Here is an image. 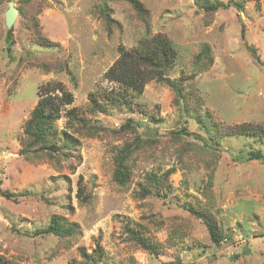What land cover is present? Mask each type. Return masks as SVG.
Listing matches in <instances>:
<instances>
[{"label": "rangeland", "instance_id": "374dc122", "mask_svg": "<svg viewBox=\"0 0 264 264\" xmlns=\"http://www.w3.org/2000/svg\"><path fill=\"white\" fill-rule=\"evenodd\" d=\"M9 1L0 4V254L14 264H68L82 260L80 248L91 252L98 245L104 254L100 264H264V161H235L231 155L250 149L264 153V139L229 137L214 148L192 136L171 138L181 125L206 134L180 115L173 91L155 80L141 94H132V104L88 113L91 95L102 101V93L122 90L105 73L117 60L120 44L132 47L145 34L142 19L128 2L110 1L121 25L109 32L96 9L99 0H12L17 8L24 6L25 15L18 13L8 29ZM140 1L148 9L152 34L164 33L173 42L177 56L170 79L197 74L187 87L217 121L264 126V0H243L242 10L233 5L214 12L199 8L196 0ZM40 37L54 44H39ZM206 44L213 64L200 72L195 57ZM40 85H50L60 98L69 92L74 96L56 121L59 129L69 127L65 113L71 108L106 129L96 136L74 133L80 159L55 164L19 153ZM129 118L142 123V135L158 141L134 157L131 182L121 186L113 177L114 150L133 136L119 131ZM170 169L167 197L138 196L139 183L145 184L150 172ZM79 187L87 201L77 197ZM4 190L32 195L8 199ZM188 203L210 210L227 239L213 243ZM53 214L76 222L82 235L33 236ZM123 223L162 242V251L155 256L136 245Z\"/></svg>", "mask_w": 264, "mask_h": 264}, {"label": "trees", "instance_id": "16d2710c", "mask_svg": "<svg viewBox=\"0 0 264 264\" xmlns=\"http://www.w3.org/2000/svg\"><path fill=\"white\" fill-rule=\"evenodd\" d=\"M11 1V0H10ZM31 0H25L22 4H27ZM110 1H126L135 10L139 19H142L145 26V34L132 47H126L122 44L118 47L119 56L114 64L106 71V78L120 85L122 90L117 92L102 93L103 100L90 96L88 113L105 111L110 106L120 104L129 105L133 103L132 94H141L144 91L146 83L150 80L167 86L173 91V104L180 110L187 119L194 120L206 136L197 135L190 131L186 126L181 125L170 132L173 139H180L185 136H192L202 139L207 146L216 147L226 138L250 136L257 139H264V126L252 123L223 124L217 121L208 110H203L200 98L193 90L188 88V84L195 79L197 74L184 76L183 74L174 80H171L169 73L176 63V51L172 40L164 33L152 34L150 31L149 12L140 0H99L96 9L106 24V28L111 32L112 28L120 27V22L113 18V10L109 5ZM199 8L206 12H214L220 8L235 6L237 9L244 8L243 0H196ZM1 4V0H0ZM18 11L25 15L24 6H19ZM241 34L244 37L245 27L242 24ZM12 32L7 36V42L11 44ZM39 44L52 45V41L47 38H39ZM248 49L253 56L259 60L256 48L249 46ZM212 49L209 45H204L201 51L195 57V64L198 70H208L213 64ZM38 102L32 109L30 116L24 123L21 147L19 153L26 159H46L55 164H60L71 159H80L79 148L80 139L74 134H86L88 136L101 135L100 131L106 130L80 114V111L71 108L66 111L68 116L65 129H59L56 121L62 116L64 104H71L74 101L72 93H63L60 98L52 93L50 85H40L37 91ZM64 101V102H63ZM135 105H131L134 107ZM143 113H147L143 110ZM142 125L140 121H134L129 118L120 126V133L131 131L133 136L125 139L122 144L115 148L114 154V181L121 186L131 182L133 174L134 157L147 146H152L158 141L156 138L144 136L138 128ZM73 129L74 131H71ZM117 132V131H116ZM232 153L235 161L243 159H256L264 161V153L260 149H250L247 153ZM174 169L167 170L158 174L155 171L147 175L145 184L139 183V197L144 196H165L171 192L172 186L168 183L169 175ZM2 196L11 199L19 196H26L30 192H12L4 190ZM32 195V194H31ZM77 197L81 201H87L88 196L84 193L83 187H79ZM189 213L201 220L210 235L211 240L216 245H220L227 234L215 215L208 209L198 208L190 203L187 204ZM123 231L127 237L136 245L141 246L152 255H158L164 244L150 235L146 234L141 228L132 227L128 223H123ZM33 233V234H32ZM25 232V235H54L60 238L76 237L82 235V230L76 222L70 221L62 214H53L49 222L36 228L33 232ZM82 260L71 261L68 264H100L103 260V251L100 246H96L91 252L80 248ZM0 264H14L6 256L0 254ZM167 264V263H165ZM171 264V263H168Z\"/></svg>", "mask_w": 264, "mask_h": 264}, {"label": "water", "instance_id": "95a60500", "mask_svg": "<svg viewBox=\"0 0 264 264\" xmlns=\"http://www.w3.org/2000/svg\"><path fill=\"white\" fill-rule=\"evenodd\" d=\"M18 8L15 6L14 1H9L8 9L5 12V24L8 29H11L17 16H18Z\"/></svg>", "mask_w": 264, "mask_h": 264}]
</instances>
